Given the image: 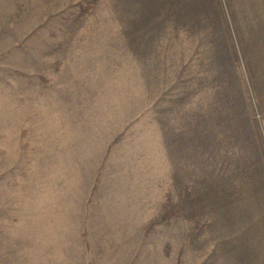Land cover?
<instances>
[{"label":"rangeland","instance_id":"1","mask_svg":"<svg viewBox=\"0 0 264 264\" xmlns=\"http://www.w3.org/2000/svg\"><path fill=\"white\" fill-rule=\"evenodd\" d=\"M0 264H264V0H0Z\"/></svg>","mask_w":264,"mask_h":264}]
</instances>
